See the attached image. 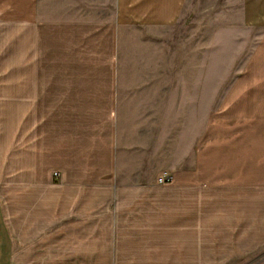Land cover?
<instances>
[{
    "label": "crops",
    "instance_id": "obj_1",
    "mask_svg": "<svg viewBox=\"0 0 264 264\" xmlns=\"http://www.w3.org/2000/svg\"><path fill=\"white\" fill-rule=\"evenodd\" d=\"M186 0H0V264H234L264 250V0H234L257 42L193 167L130 174L129 27ZM57 173V174H56Z\"/></svg>",
    "mask_w": 264,
    "mask_h": 264
},
{
    "label": "rangeland",
    "instance_id": "obj_2",
    "mask_svg": "<svg viewBox=\"0 0 264 264\" xmlns=\"http://www.w3.org/2000/svg\"><path fill=\"white\" fill-rule=\"evenodd\" d=\"M235 4L186 0L171 26L125 30L119 63L128 100L121 122L131 175L154 171L156 182L167 172L173 180L174 172L193 167L208 113L257 42L258 32L239 22ZM234 264H264V250Z\"/></svg>",
    "mask_w": 264,
    "mask_h": 264
},
{
    "label": "built area",
    "instance_id": "obj_3",
    "mask_svg": "<svg viewBox=\"0 0 264 264\" xmlns=\"http://www.w3.org/2000/svg\"><path fill=\"white\" fill-rule=\"evenodd\" d=\"M171 181H172V175L167 173V172L162 173L156 179V182L159 183V184H162V183L164 184V183H168V182H171Z\"/></svg>",
    "mask_w": 264,
    "mask_h": 264
}]
</instances>
